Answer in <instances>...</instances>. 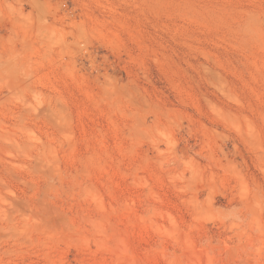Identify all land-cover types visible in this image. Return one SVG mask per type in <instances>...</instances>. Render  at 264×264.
<instances>
[{
    "label": "rangeland",
    "instance_id": "rangeland-1",
    "mask_svg": "<svg viewBox=\"0 0 264 264\" xmlns=\"http://www.w3.org/2000/svg\"><path fill=\"white\" fill-rule=\"evenodd\" d=\"M0 264H264V0H0Z\"/></svg>",
    "mask_w": 264,
    "mask_h": 264
},
{
    "label": "bare ground",
    "instance_id": "bare-ground-1",
    "mask_svg": "<svg viewBox=\"0 0 264 264\" xmlns=\"http://www.w3.org/2000/svg\"><path fill=\"white\" fill-rule=\"evenodd\" d=\"M187 153V152H186ZM189 155V154H188ZM189 157V156H188Z\"/></svg>",
    "mask_w": 264,
    "mask_h": 264
}]
</instances>
